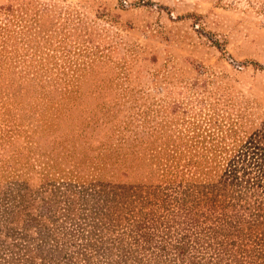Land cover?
Here are the masks:
<instances>
[{
  "label": "rangeland",
  "instance_id": "1",
  "mask_svg": "<svg viewBox=\"0 0 264 264\" xmlns=\"http://www.w3.org/2000/svg\"><path fill=\"white\" fill-rule=\"evenodd\" d=\"M0 264H264V0H0Z\"/></svg>",
  "mask_w": 264,
  "mask_h": 264
}]
</instances>
